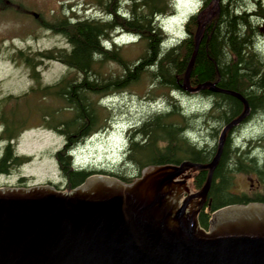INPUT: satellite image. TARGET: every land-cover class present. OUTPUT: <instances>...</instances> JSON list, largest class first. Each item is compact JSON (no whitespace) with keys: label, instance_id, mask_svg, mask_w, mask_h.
I'll return each mask as SVG.
<instances>
[{"label":"trees","instance_id":"trees-1","mask_svg":"<svg viewBox=\"0 0 264 264\" xmlns=\"http://www.w3.org/2000/svg\"><path fill=\"white\" fill-rule=\"evenodd\" d=\"M217 1V14L202 31L199 45L195 43L199 21L197 16H193L186 25L188 37L170 49L162 48L164 34L158 19L155 20L171 13L173 4L168 3V0H129L131 10L127 13L121 12L120 0H97L99 4L104 2L107 19L57 18L48 22L38 17L41 27L63 36L65 46L35 53L18 49L12 54V59L31 71L30 77L37 83L31 88L32 94L36 91L54 96L59 102L52 107L48 103L47 106L53 111L47 110L44 103L39 102L42 107L34 117L65 135V146L55 154L65 177V189H74L96 173L73 170L72 157L68 155L74 144L105 126L99 124H104L105 117L102 116L106 108L93 100L94 95L118 92L144 79H150L158 92V88H161L162 92L172 90L185 93L183 85L191 67L190 86H208L201 93L212 99V110L200 115L204 121L217 120L223 129L242 114L244 102L251 113L264 110V57L255 43L261 21L264 26V0H251L256 2L252 13H248L249 8L241 7L234 0ZM7 10L26 12L18 3L0 0V13ZM117 29L137 35L144 43L138 58L128 59L115 45L111 49L102 45L104 40L110 41V34ZM45 60H56L68 69L58 83L41 86L38 67ZM111 64L116 66V70L108 67ZM68 75H72V78ZM12 101L15 104V99L10 96L6 102L0 103V107L4 106L0 112V143H6L0 149V174H9L27 159L18 156L10 144L13 138L28 129L26 121L29 118L22 119L18 124L12 123L7 109L14 105L6 108ZM184 120V112L179 111L176 104H172L169 113L147 118L137 131L128 135L131 153H127L123 164L127 168L116 169L133 173L134 168L138 171L150 164H179L182 161L210 163L217 153V146L212 150L198 148L186 131L183 134ZM218 132V129L214 130V136ZM254 147L264 148V137L249 148ZM232 148L228 136L212 174L209 200L205 205L209 209L199 215V223L205 229L208 228L211 212L217 209L233 204L264 203V159L251 156L249 148L245 151L233 148L232 156ZM207 174L208 170H198L193 187H203ZM237 174L256 176L259 186L250 195L234 193L232 189ZM117 177L126 182L134 179V176Z\"/></svg>","mask_w":264,"mask_h":264},{"label":"water","instance_id":"water-1","mask_svg":"<svg viewBox=\"0 0 264 264\" xmlns=\"http://www.w3.org/2000/svg\"><path fill=\"white\" fill-rule=\"evenodd\" d=\"M215 166L148 167L132 184L90 177L66 192L0 188V264H264V204L222 207L200 227L212 173L196 194L188 179Z\"/></svg>","mask_w":264,"mask_h":264},{"label":"rangeland","instance_id":"rangeland-1","mask_svg":"<svg viewBox=\"0 0 264 264\" xmlns=\"http://www.w3.org/2000/svg\"><path fill=\"white\" fill-rule=\"evenodd\" d=\"M11 1L21 4L26 14L9 10L5 11L3 14L0 13V99L9 95H12V97L17 96L14 98L15 104L14 101H12L8 103L6 108L14 105L13 108L7 109V114L12 119V123L18 124L22 119L34 116L38 109L42 107V104L39 102H43V106L50 111L53 110L47 106L48 103L51 107L59 103L54 96L42 95L36 91L31 95L23 96L25 93L30 94L31 88L37 86V83L30 77L31 71L27 69L26 66L12 59V54L18 49H22L29 53H35L42 50L59 49L65 46L66 42L63 36L41 27L38 23V17L41 16L45 21L53 22L57 18H86L90 20L95 18L107 19L108 16L103 4L104 2L99 4L97 0ZM120 1H122L121 12L127 13L128 10L130 12L131 5H128L129 1ZM205 1L206 0H168V3H174V8L170 15L160 18V24L165 33V35H163V49H170L178 39L183 40L186 38V24L192 17L191 15L196 13L201 7H204L203 10H205L203 12V21L211 12L215 11L213 10V0H210L208 5L204 6ZM234 1L238 2L243 8H249L250 10H248V13H252L255 9V1ZM262 23L263 21H261V29L258 30L255 36V43L257 50L264 57V26H262ZM114 33L115 32H112L113 35H115ZM132 39L133 40L127 39L125 36L116 39L118 45H120L118 47L119 52L127 56L128 59L138 58L144 47V43L139 39ZM108 67L116 70V66L113 64ZM39 70L41 85L55 83L67 72L66 67L56 60L43 61L38 67V71ZM68 76L70 79L72 78V75ZM150 81V79H144V81L139 84L118 92H113L112 96L104 100L101 99L106 96L94 95V97H92L98 105L99 102H102L103 106L101 107H106L105 115L102 116V118L105 117L103 119L104 124L100 125L102 126L106 123V128L101 130L102 133L94 134L92 137L81 142L82 144L79 143L76 146L74 157L75 166L77 168L91 167L97 171L111 173L115 176L119 175L125 178L137 176V179H141L144 169L163 166L150 164L138 171L134 168L135 170L133 173H127L124 170L119 171L116 169L119 167L127 168V165H123L122 159H124L126 153H131L128 135L134 132L135 125H139L136 128L137 131L140 125H142L147 118L151 117L150 115L154 110H164L167 106L171 107L172 104H170L169 101H172L171 103H174V101L177 102L178 110L184 112L185 120L182 125L184 127L183 134L188 133L186 135L191 136L192 142L198 148L212 150L218 146L222 138V135L219 136V133L221 134L220 131L223 126H219V121L217 120L209 122L204 121L200 117L201 114H205L212 110L210 105L212 99H210V96L204 95L201 92L177 93L172 90L162 92L161 90L163 89L161 88H158L160 91L158 92L153 88L152 82ZM167 94L169 96H167ZM2 102H6V99H3ZM3 107L4 106L0 107V112ZM169 112L170 111H168V113ZM162 114H165V112H162ZM239 117L233 122L237 121ZM26 125H28V130L23 132L19 137L16 136L15 140H13V144L17 154L27 159L21 166L9 174L0 175V187L53 184L56 188H63L65 186V177L57 162L55 153L65 145L64 138L59 133L49 129L46 124L39 122V120L31 119L28 123L26 121ZM217 129L219 132L214 136L213 132ZM228 136L231 139L232 147L239 148L241 151H245V149L250 146L256 145L258 140L264 137V110L254 113H251L249 110L245 121L241 125L237 123L229 128L223 142H225L224 140H226ZM3 145L4 143L0 144V149L3 148ZM233 148L231 149L232 156L234 152ZM249 151L251 156L264 159L263 147L249 148ZM221 153L219 157L215 155L210 163L198 164L208 166L216 164L217 166ZM184 162L187 161H183V163ZM164 165L172 166L174 164L169 163ZM195 177L196 175L189 178L188 182L191 192L196 194L202 187L200 189L193 187L192 178ZM251 178H253L252 184L247 181V176L238 174L235 178L238 185V188L234 189L235 192L250 195L251 191L249 185H254L256 184L254 180L255 182L257 181L254 176H249V179ZM190 179L192 180L190 181ZM209 190L210 188L206 196L207 201L209 200ZM199 200V198L195 199V201Z\"/></svg>","mask_w":264,"mask_h":264},{"label":"bare ground","instance_id":"bare-ground-1","mask_svg":"<svg viewBox=\"0 0 264 264\" xmlns=\"http://www.w3.org/2000/svg\"><path fill=\"white\" fill-rule=\"evenodd\" d=\"M252 9V8H251ZM222 22V21H221ZM52 29V28H51ZM191 75V74H190ZM210 92V91H209ZM253 108V107H252ZM260 140V139H259ZM63 144V143H62ZM244 154V153H243Z\"/></svg>","mask_w":264,"mask_h":264}]
</instances>
